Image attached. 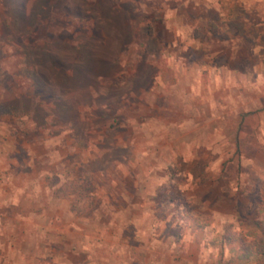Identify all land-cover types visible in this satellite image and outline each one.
<instances>
[{
	"label": "rangeland",
	"instance_id": "rangeland-1",
	"mask_svg": "<svg viewBox=\"0 0 264 264\" xmlns=\"http://www.w3.org/2000/svg\"><path fill=\"white\" fill-rule=\"evenodd\" d=\"M255 222L264 0H0V264H264Z\"/></svg>",
	"mask_w": 264,
	"mask_h": 264
},
{
	"label": "trees",
	"instance_id": "trees-1",
	"mask_svg": "<svg viewBox=\"0 0 264 264\" xmlns=\"http://www.w3.org/2000/svg\"><path fill=\"white\" fill-rule=\"evenodd\" d=\"M256 232L248 248V245L244 248L237 250L238 259L240 262H247L251 256L256 257L261 262L264 260V224L255 222ZM228 239V238H227ZM229 242H234L228 239Z\"/></svg>",
	"mask_w": 264,
	"mask_h": 264
}]
</instances>
